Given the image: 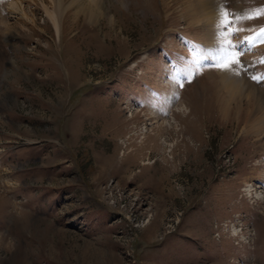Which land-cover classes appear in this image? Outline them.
I'll list each match as a JSON object with an SVG mask.
<instances>
[{
    "label": "rangeland",
    "instance_id": "obj_1",
    "mask_svg": "<svg viewBox=\"0 0 264 264\" xmlns=\"http://www.w3.org/2000/svg\"><path fill=\"white\" fill-rule=\"evenodd\" d=\"M201 1L0 0V264H264V0Z\"/></svg>",
    "mask_w": 264,
    "mask_h": 264
},
{
    "label": "bare ground",
    "instance_id": "obj_2",
    "mask_svg": "<svg viewBox=\"0 0 264 264\" xmlns=\"http://www.w3.org/2000/svg\"><path fill=\"white\" fill-rule=\"evenodd\" d=\"M91 2H94L96 3L93 4L92 6H88L84 12H85V15L90 18V19H95V20H99L101 16L104 15V11L106 8H99L98 5H99V1H102V0H90ZM200 1V0H199ZM90 2V3H91ZM216 1L215 0H204V1H201V4H200V9L197 10V15L199 16H203L201 17V19H203V24L205 22H209L208 19H207V15L209 14L207 12V10H205V7L206 9H208L207 7H209L210 4H214ZM101 3V2H100ZM59 6V5H58ZM60 8V7H59ZM196 8V7H195ZM195 10V9H194ZM221 10V9H220ZM211 11V10H210ZM219 12V11H218ZM221 12L219 13V16L221 15ZM212 14V12H211ZM223 14V12H222ZM210 16V15H209ZM216 16V15H215ZM224 16V15H223ZM51 17L53 19V22L55 24V27L58 29V31L60 30V25H59V17H58V14H56L55 12H51ZM218 17V16H217ZM216 17V18H217ZM221 17V16H220ZM219 18V17H218ZM198 19V18H197ZM200 19V20H201ZM216 20V19H215ZM214 20V21H215ZM221 20V18H220ZM223 20V19H222ZM221 20V21H222ZM218 24V23H217ZM215 22H212L210 25L212 27H214L215 25H217ZM222 24V23H221ZM217 27V26H216ZM221 47V46H220ZM215 51V50H214ZM213 58V60L215 62H217L218 64L219 63H228L229 60L228 58H230L227 54L225 53H222V52H215L214 54H212L211 56ZM234 67V66H233ZM236 68V67H234ZM237 69V68H236ZM221 79H219V85H218V93L219 96H220V102H219V105H220V110H221V115L222 116H226L229 114V108H228V105H230V100L231 99H240V96H242L244 93H242V89H241V82L243 79H241V77L235 75V71L231 68H229L228 70H221ZM237 74V73H236ZM251 92V91H250ZM249 93V92H248ZM247 93V94H248ZM228 94H230L229 96V99H226L225 97L228 96ZM250 94V93H249ZM248 94V95H249ZM232 95H236L234 97H232ZM262 95H258L256 96L255 98H251V101H247V105H249L251 108L249 109V111H247L244 115V118L245 121H248V119L250 118L249 116L252 115V117H254V119H252V121L254 122V124H260L261 125L263 124L264 122V119L262 117L259 116V114L264 115V102L262 101V98L261 97ZM168 100L171 101V100H174L173 99V96L170 95L168 97ZM241 100V99H240ZM239 100V101H240ZM238 101V100H237ZM235 102V101H234ZM241 105V104H240ZM185 107V106H184ZM237 107V106H236ZM186 108V107H185ZM239 108V107H238ZM242 109V107H241ZM186 109H184L183 111H185ZM182 111V110H181ZM249 114V116H247ZM251 122V121H250ZM249 123V122H248ZM249 188H247L248 190ZM258 193V192H257ZM261 194V193H260Z\"/></svg>",
    "mask_w": 264,
    "mask_h": 264
},
{
    "label": "snow or ice",
    "instance_id": "obj_3",
    "mask_svg": "<svg viewBox=\"0 0 264 264\" xmlns=\"http://www.w3.org/2000/svg\"><path fill=\"white\" fill-rule=\"evenodd\" d=\"M262 35H264V31H262ZM240 63L238 56H234L230 62L228 63H219L213 65L214 67H218L221 70H228L229 68L233 67L234 65H238ZM253 79H257L256 77H253Z\"/></svg>",
    "mask_w": 264,
    "mask_h": 264
}]
</instances>
